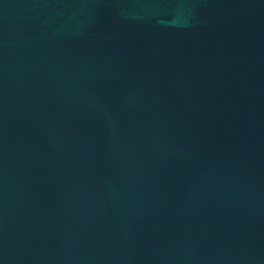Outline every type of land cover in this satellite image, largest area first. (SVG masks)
<instances>
[{
	"label": "water",
	"instance_id": "95a60500",
	"mask_svg": "<svg viewBox=\"0 0 264 264\" xmlns=\"http://www.w3.org/2000/svg\"><path fill=\"white\" fill-rule=\"evenodd\" d=\"M0 264H264V0H0Z\"/></svg>",
	"mask_w": 264,
	"mask_h": 264
}]
</instances>
